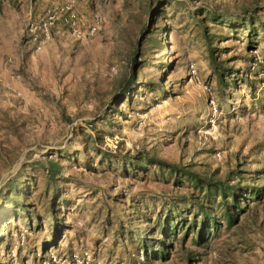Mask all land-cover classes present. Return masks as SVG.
Returning <instances> with one entry per match:
<instances>
[{
  "label": "rangeland",
  "instance_id": "374dc122",
  "mask_svg": "<svg viewBox=\"0 0 264 264\" xmlns=\"http://www.w3.org/2000/svg\"><path fill=\"white\" fill-rule=\"evenodd\" d=\"M261 6L0 0V264H264V189L207 247L190 234L166 261L144 263L137 234L192 189L115 159L143 151L264 187V34L254 24L248 42L247 19L264 20ZM211 49L228 67L221 83ZM47 161L59 164L56 174Z\"/></svg>",
  "mask_w": 264,
  "mask_h": 264
},
{
  "label": "trees",
  "instance_id": "16d2710c",
  "mask_svg": "<svg viewBox=\"0 0 264 264\" xmlns=\"http://www.w3.org/2000/svg\"><path fill=\"white\" fill-rule=\"evenodd\" d=\"M261 7L262 10H264V6ZM202 13L203 12L200 14ZM208 16L210 17L209 20L213 23L220 21L223 23L226 22L221 20L220 16H214L212 14H208L207 17ZM247 19L250 25L249 33L258 27L262 29L264 34V20H261L254 14L248 16ZM152 20L153 17L151 18V21ZM226 23L230 26V24L234 22L229 21ZM254 24H257V27L254 26ZM144 33L145 32H143V35ZM153 33L154 32L151 31L150 36H152ZM210 38L211 36H209L207 40L210 41ZM248 42L251 43V33L248 36ZM213 51V49L210 50L211 58L213 56ZM133 62L136 64L135 56ZM212 62L213 70L219 77V82L221 83L223 82V76L228 73V67L225 66L223 60L218 61L216 57L212 58ZM134 77L135 71L130 73L125 82L126 85L123 86L122 93L125 95V98L130 89H132L129 82H133ZM94 149L98 151V155L101 157L106 155L99 147H95ZM115 159L119 160L122 167L129 171L156 167L161 172L162 176L167 174L175 185L186 183L192 189L189 197L182 196L180 201L165 203L155 219L151 221L152 224L145 229L143 234H137L136 243L139 249L136 253L138 257L139 251L141 252L144 263H147L149 260L166 261L170 256V251L175 242H179V239L181 242L186 241L190 234H194L192 242L195 245L207 247L210 239L216 236L217 231H219V228L222 226V221L225 220L228 226L233 225L238 219V215L245 211L244 208L246 206H241V202H245L246 205L250 200L259 199L262 194L261 191L264 189L263 186L260 187L252 184H230L231 179L229 177L226 180H215L212 177L203 176L194 172L185 165L165 162L143 151L132 155L117 156ZM59 169L60 166L57 162L47 161L46 170L50 176L56 174ZM9 189V194L18 189L17 183L12 181ZM16 193L17 192H14V196H11L12 200H14L16 204L23 206V202L15 198V195H17ZM1 194L2 189H0V195ZM55 201L56 198L53 196L50 202L53 213L56 211ZM10 208L12 209V207ZM8 214H10V212ZM147 219V221L150 222V218L148 217ZM136 261L137 263H141L138 259H136Z\"/></svg>",
  "mask_w": 264,
  "mask_h": 264
},
{
  "label": "built area",
  "instance_id": "2783aa9c",
  "mask_svg": "<svg viewBox=\"0 0 264 264\" xmlns=\"http://www.w3.org/2000/svg\"><path fill=\"white\" fill-rule=\"evenodd\" d=\"M48 18H49V19H52V18H53V14H49V15H48ZM95 30H96V27L93 26V27L90 29V33H91V34L94 33ZM44 36H45V37H48V30L46 29V27H45V29H44ZM33 39L35 40L36 37H34Z\"/></svg>",
  "mask_w": 264,
  "mask_h": 264
}]
</instances>
